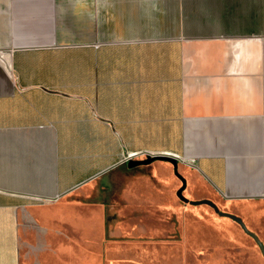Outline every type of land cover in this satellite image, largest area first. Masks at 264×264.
<instances>
[{
    "label": "crops",
    "instance_id": "obj_1",
    "mask_svg": "<svg viewBox=\"0 0 264 264\" xmlns=\"http://www.w3.org/2000/svg\"><path fill=\"white\" fill-rule=\"evenodd\" d=\"M6 49L0 264H115L108 224L155 198L182 214L162 261L233 264L245 236L260 262L219 212L264 247L243 215L264 208V0H0Z\"/></svg>",
    "mask_w": 264,
    "mask_h": 264
},
{
    "label": "rangeland",
    "instance_id": "obj_2",
    "mask_svg": "<svg viewBox=\"0 0 264 264\" xmlns=\"http://www.w3.org/2000/svg\"><path fill=\"white\" fill-rule=\"evenodd\" d=\"M178 204H181L178 202ZM169 203L161 199L147 201L140 209L143 214L113 217V223L108 224L106 237L111 239L110 256L116 257L115 264H173L162 261L161 255L170 254L171 249L160 243L161 240L172 241L181 237L179 231L182 214L168 212ZM121 212L120 210H117ZM256 216L243 213L250 221L251 228L256 231L264 245V208H258ZM202 218L204 213H195ZM111 226V227H110ZM243 256L231 259L233 264H264V257L260 255V262L252 252L257 250L255 242L244 236L242 241ZM128 261V262H127ZM131 261V262H129ZM195 264H204L203 260Z\"/></svg>",
    "mask_w": 264,
    "mask_h": 264
},
{
    "label": "water",
    "instance_id": "obj_3",
    "mask_svg": "<svg viewBox=\"0 0 264 264\" xmlns=\"http://www.w3.org/2000/svg\"><path fill=\"white\" fill-rule=\"evenodd\" d=\"M0 65L4 68L6 74L10 75L11 74V61H10V50L6 49V50H0ZM155 158H160V159H167V160H171L173 163H175V158L173 156H169V155H164V154H158V155H154V156H148V158L143 159V160H138V161H131L130 160V164L132 165H138V163H142V164H146L149 163L150 161L154 160ZM182 181V185L184 184V180L181 179ZM181 189L178 191V195L181 199H183V197L180 194ZM192 203H203L206 202L210 205H212L214 207V204H212L209 200H203V201H191ZM219 214H223V215H227L231 218H233L235 221L237 220L240 225L242 226V228L244 229V231L248 232L251 236L254 237L256 243L258 244V246H260L261 252L264 255V247L262 246V244L260 243V241L257 239V237L253 234L250 233L249 231H247L245 229V226L243 225V223L241 222L240 218H238L237 216H233V215H229L227 213L224 212H219Z\"/></svg>",
    "mask_w": 264,
    "mask_h": 264
},
{
    "label": "built area",
    "instance_id": "obj_4",
    "mask_svg": "<svg viewBox=\"0 0 264 264\" xmlns=\"http://www.w3.org/2000/svg\"><path fill=\"white\" fill-rule=\"evenodd\" d=\"M132 154V156H136L137 154H135V153H131Z\"/></svg>",
    "mask_w": 264,
    "mask_h": 264
}]
</instances>
